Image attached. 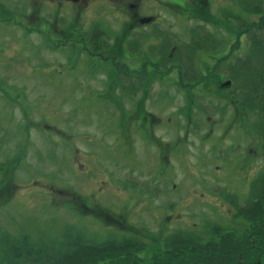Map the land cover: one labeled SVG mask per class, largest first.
Listing matches in <instances>:
<instances>
[{"label": "rangeland", "instance_id": "rangeland-1", "mask_svg": "<svg viewBox=\"0 0 264 264\" xmlns=\"http://www.w3.org/2000/svg\"><path fill=\"white\" fill-rule=\"evenodd\" d=\"M41 1L76 19L48 21L42 28L52 39L30 35L35 45L17 29L0 35V234L35 241H55L70 228L101 240L136 235L149 259L175 230L203 234L206 223H218L245 228L253 246L264 211L258 217L255 204L256 214L240 215L236 207L264 171V141L255 114L228 94L223 66L248 48L244 27L259 14L239 0H149L145 13L160 24L149 26L139 47L121 51L119 40L101 49L89 36L99 6L81 9L79 23L71 2ZM6 18L13 21L10 12ZM207 29L224 43L198 51L194 64L206 77L185 87L175 49ZM256 259L238 262L262 264Z\"/></svg>", "mask_w": 264, "mask_h": 264}, {"label": "trees", "instance_id": "trees-1", "mask_svg": "<svg viewBox=\"0 0 264 264\" xmlns=\"http://www.w3.org/2000/svg\"><path fill=\"white\" fill-rule=\"evenodd\" d=\"M239 1L243 8L258 13L259 17L244 27L249 39L248 48L229 55L223 67L232 81L228 94L237 97L239 105L255 114L252 126L264 141V0ZM224 40L216 38L215 33L208 29L206 32L194 30L188 40H183L176 47V53L179 51L181 55L179 61L183 64L180 75L183 86L192 88L206 77V73L194 64L198 51L218 50ZM164 42L170 44L168 40ZM168 54L163 57L164 61L169 59ZM184 56L193 63L185 64ZM251 185L246 204H239L236 211L240 215L256 212L255 207L249 206L257 204L259 217V211H264L259 210L264 204V171L252 179ZM256 191L257 197L254 196ZM236 197L233 194L232 198ZM263 219L256 220L257 247L256 242L253 246L247 245L245 228L206 223L203 234L178 229L166 235L165 247L149 259L138 252L137 249L144 247L146 242L136 235L115 234L101 240L70 228L65 229L62 237L55 241H35L25 233H2L0 264H241L238 259L254 257L264 264V222L259 224Z\"/></svg>", "mask_w": 264, "mask_h": 264}, {"label": "flooded vegetation", "instance_id": "flooded-vegetation-1", "mask_svg": "<svg viewBox=\"0 0 264 264\" xmlns=\"http://www.w3.org/2000/svg\"><path fill=\"white\" fill-rule=\"evenodd\" d=\"M39 0H0V35L10 33L11 29H17L16 37L23 38L25 41L27 40L25 37H35L39 39V41H45L46 38L49 40L52 39V35H47L46 32L43 31L42 25L45 29H48L49 24L52 21L55 22L56 25L62 24V22H72L73 19L71 16L63 12L61 13V7L56 4L54 7L49 2L45 4L44 2H38ZM61 2L72 3V7L78 9L79 18L77 17L76 22L83 23L84 19L82 18L83 14L86 11L96 9L97 6L100 7V18L93 25V27L89 29V36L93 37L94 40L99 41V46L101 49L105 42H113V44L109 46H113L116 44V41H120V50H122V46L124 45L127 50H134L136 47H139L140 43L144 40H148L149 26L153 27L159 25L160 22L156 18L154 13H145L146 6L145 3H148L149 0H60ZM56 13H54V9H56ZM86 9L84 13H82L81 9ZM11 13L13 17V21H9L6 18V14ZM116 12L115 17L113 18L112 24L109 22L111 19V15ZM50 14H53V17H50ZM82 14V16H81ZM107 16L106 18L104 17ZM81 16V18H80ZM30 20V22H28ZM34 20H36L34 22ZM158 22V23H157ZM39 25V27H38ZM64 25V24H63ZM58 29V28H57ZM33 30H37L40 37H36ZM71 30L68 28V31ZM86 28L84 27V33ZM4 31V32H3ZM61 31L64 29L61 28ZM42 37H41V33ZM82 33V32H80ZM147 33V34H145ZM78 35V34H77ZM81 38L86 37L83 33ZM30 38V37H29ZM39 43V41L33 42ZM1 42V41H0ZM4 43H0V47H3ZM113 49V48H109ZM75 52V51H74ZM73 52V53H74ZM72 53V54H73ZM136 55V54H134ZM129 67V65L127 63ZM246 261V260H245Z\"/></svg>", "mask_w": 264, "mask_h": 264}, {"label": "water", "instance_id": "water-1", "mask_svg": "<svg viewBox=\"0 0 264 264\" xmlns=\"http://www.w3.org/2000/svg\"><path fill=\"white\" fill-rule=\"evenodd\" d=\"M227 82H229V81H227Z\"/></svg>", "mask_w": 264, "mask_h": 264}]
</instances>
